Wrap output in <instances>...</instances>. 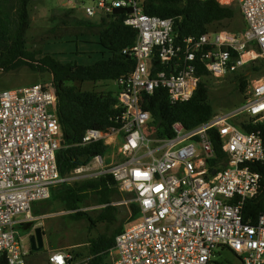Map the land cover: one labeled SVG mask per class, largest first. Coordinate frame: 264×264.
<instances>
[{
	"label": "built area",
	"instance_id": "obj_1",
	"mask_svg": "<svg viewBox=\"0 0 264 264\" xmlns=\"http://www.w3.org/2000/svg\"><path fill=\"white\" fill-rule=\"evenodd\" d=\"M69 2L70 10L82 8L87 19L129 10L126 24L137 38L123 53L134 57L135 67L107 82L121 109L118 126L88 130L83 138L82 145L102 143L111 152L94 154L68 178L61 176L57 163L63 139L52 83L0 91V264H28L32 248L23 244L18 227L36 222L33 203L50 199L52 189L65 182L106 175L139 209L116 237L111 252L116 264H216L217 248L235 253L241 264H264V214L252 222L244 213L246 203L262 190L254 166L264 161V143L258 132L241 126L264 124V77L250 81L241 106L192 129L176 123L171 138L155 136L151 114L143 106L144 98L158 89L167 92L172 104L190 101L202 69L219 79L264 61V0L222 4L239 6L245 22L241 33L221 30L188 37L179 35L173 19L144 13L137 0ZM21 215L24 219L18 220ZM48 264L79 263L69 253L54 251Z\"/></svg>",
	"mask_w": 264,
	"mask_h": 264
},
{
	"label": "trees",
	"instance_id": "obj_2",
	"mask_svg": "<svg viewBox=\"0 0 264 264\" xmlns=\"http://www.w3.org/2000/svg\"><path fill=\"white\" fill-rule=\"evenodd\" d=\"M137 1L147 15L173 19L176 31L183 37L221 30L241 33L245 29L238 5H222L218 0ZM32 2L33 0H0V69L10 73L29 68L36 73H47L52 77L50 82L57 94V116L64 141L63 147L57 153V163L61 176L68 178L76 169L87 166L94 154L111 152V148L102 143L84 146L83 138L88 130L107 131L118 126L117 120L121 114L112 90L82 91L76 84L107 83L131 72L135 67V59L125 55L123 51L134 46L137 31L126 24L129 10L102 17L97 24L79 19L74 16L75 10H68L59 17L58 25L48 31L50 37L42 42L95 35L102 49V57L92 65L63 63L55 55L44 54L41 49L28 48V33L32 23L29 7ZM232 23L242 26L232 28ZM249 65L243 69L249 67L254 73L264 74L263 60ZM200 72L203 78L188 102L172 104L163 89H158L152 96L144 98L143 106L151 114L156 137L171 138L174 136V124L181 123L186 129H192L217 114L211 98L212 78L205 70ZM235 84V91L245 95L250 84L247 73L237 75ZM244 101L225 111L241 106ZM241 124L248 132H258L264 143V124ZM213 142L216 153L220 159L223 158L216 135L213 136ZM254 171L261 176L262 190L256 199L248 201L245 205V220L252 222L264 214V161L257 163ZM121 194L115 179L106 175L60 184L52 189L50 198L60 202L65 210L79 216H88L87 212H82L81 209L88 207V201L92 199L96 205L104 206L99 212L101 214L98 220L112 225L117 222L119 215L118 208L113 203ZM48 200L35 202L32 208ZM130 212L131 220L139 216L136 204L130 203ZM33 214L38 216L43 213L34 208ZM35 224L36 222L19 225L18 228L30 232ZM124 231L122 226L111 230L108 225L105 233L90 240L87 256L79 252L75 253V256L71 253L73 261L82 264L87 257L88 264H111L109 256L115 248L116 237ZM215 263L219 264L217 261Z\"/></svg>",
	"mask_w": 264,
	"mask_h": 264
},
{
	"label": "rangeland",
	"instance_id": "obj_3",
	"mask_svg": "<svg viewBox=\"0 0 264 264\" xmlns=\"http://www.w3.org/2000/svg\"><path fill=\"white\" fill-rule=\"evenodd\" d=\"M227 1L229 0H222L223 3ZM85 2L86 5H95L93 1ZM231 5L237 6V3L234 2ZM70 9H73V6L69 0H33L29 7L32 23L31 30L28 33V48L30 50L41 49L44 54L55 55L63 63L92 65L102 57V49L98 45V39L95 35H87L80 38L65 37L57 41L42 42L50 37L48 31L58 25L59 17ZM74 16L95 24L100 21L99 17L87 19L80 7H77ZM241 26L242 24L232 23V28ZM248 68H246L248 71L242 68L238 71L237 75L247 73L250 81L264 77V74L254 73ZM237 75L211 79L213 86L211 98L214 101L217 113H226L225 110L227 108L246 99L247 93L240 95L235 91V77ZM51 80L52 77L49 74L36 73L29 68L10 73H5L3 69H0V91L19 86L49 82ZM76 85L82 91L100 92L107 90L113 91L114 89L113 85L110 84L109 86L105 82ZM244 117L245 114L238 116V118ZM231 122L233 123V121ZM113 205L118 208L119 215L117 222L111 225L98 220L101 214L99 212L104 206L96 205L92 199L88 201V207L81 209L82 212H87L88 216H79L76 213L65 210L63 205L53 200V198H50L46 202L38 203L32 208L31 213H34L35 208L43 214L38 216L33 214L36 218L35 228L30 232L19 230L23 244L30 250L32 240L35 238L36 229L40 228L44 237L43 248L37 251L31 250L32 252L27 260L28 264H48L49 255L54 251L72 253L74 256L75 253L79 252L87 256L90 240L105 233L108 225L111 230H115L120 226L124 229L128 228L133 221L131 220L128 196L122 193L120 197H116ZM22 219H24V215L18 217V220ZM92 221L96 223L94 224ZM86 258L84 261H87ZM109 259L111 264H116L117 259L115 254L111 253ZM213 259L222 264H241L237 255L229 249L220 251L217 248Z\"/></svg>",
	"mask_w": 264,
	"mask_h": 264
},
{
	"label": "water",
	"instance_id": "obj_4",
	"mask_svg": "<svg viewBox=\"0 0 264 264\" xmlns=\"http://www.w3.org/2000/svg\"><path fill=\"white\" fill-rule=\"evenodd\" d=\"M64 145V141L61 142ZM215 174V171L213 172ZM44 245V237L42 234V230L40 228L35 231V238L32 240V250L37 251L43 248Z\"/></svg>",
	"mask_w": 264,
	"mask_h": 264
},
{
	"label": "clouds",
	"instance_id": "obj_5",
	"mask_svg": "<svg viewBox=\"0 0 264 264\" xmlns=\"http://www.w3.org/2000/svg\"><path fill=\"white\" fill-rule=\"evenodd\" d=\"M53 259L59 260L60 258L59 257H54Z\"/></svg>",
	"mask_w": 264,
	"mask_h": 264
},
{
	"label": "crops",
	"instance_id": "obj_6",
	"mask_svg": "<svg viewBox=\"0 0 264 264\" xmlns=\"http://www.w3.org/2000/svg\"><path fill=\"white\" fill-rule=\"evenodd\" d=\"M124 194V193H123ZM128 198H129V196H128Z\"/></svg>",
	"mask_w": 264,
	"mask_h": 264
}]
</instances>
